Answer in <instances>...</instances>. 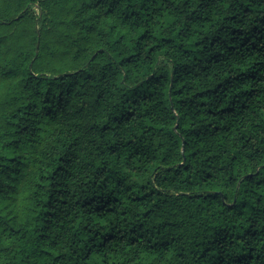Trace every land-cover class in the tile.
Wrapping results in <instances>:
<instances>
[{
	"label": "trees",
	"instance_id": "obj_1",
	"mask_svg": "<svg viewBox=\"0 0 264 264\" xmlns=\"http://www.w3.org/2000/svg\"><path fill=\"white\" fill-rule=\"evenodd\" d=\"M0 264H264V0H0Z\"/></svg>",
	"mask_w": 264,
	"mask_h": 264
}]
</instances>
